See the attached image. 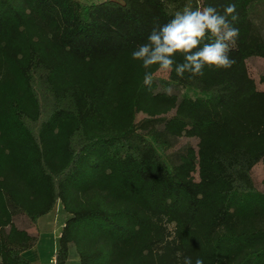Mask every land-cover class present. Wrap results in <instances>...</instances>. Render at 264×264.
<instances>
[{
  "label": "trees",
  "instance_id": "1",
  "mask_svg": "<svg viewBox=\"0 0 264 264\" xmlns=\"http://www.w3.org/2000/svg\"><path fill=\"white\" fill-rule=\"evenodd\" d=\"M229 3L232 67L180 78L153 66L149 90L131 53L152 28ZM252 57L264 58V0H0V264H34L23 252L57 205L53 264L73 252L79 264H264Z\"/></svg>",
  "mask_w": 264,
  "mask_h": 264
},
{
  "label": "clouds",
  "instance_id": "2",
  "mask_svg": "<svg viewBox=\"0 0 264 264\" xmlns=\"http://www.w3.org/2000/svg\"><path fill=\"white\" fill-rule=\"evenodd\" d=\"M235 13L234 3L224 6L223 13L211 5H186L176 10L167 23L154 26L146 42L131 53V58L140 61L146 70L144 85L151 90L153 66L160 72L174 71L180 78L185 73L191 77L203 76L206 66L231 68L235 60L230 58L229 52L239 36V29L233 26L238 18ZM177 54L183 57L182 62L177 63ZM166 92L171 95L172 89ZM183 264H192L191 258L185 257ZM195 264H203V260L197 258Z\"/></svg>",
  "mask_w": 264,
  "mask_h": 264
},
{
  "label": "rangeland",
  "instance_id": "3",
  "mask_svg": "<svg viewBox=\"0 0 264 264\" xmlns=\"http://www.w3.org/2000/svg\"><path fill=\"white\" fill-rule=\"evenodd\" d=\"M248 69L250 75L256 80L257 85L259 88L264 89V82H259L261 74L264 73V58L263 57H252L247 60ZM159 76H166L167 72H160L158 71ZM143 114H138V118L142 117ZM253 176L254 179L259 187H263L264 181V168L261 163H258L253 168ZM65 213L61 210V207L57 205V207L50 212V214H46L38 220L37 228L39 232L49 234L50 237L52 233L58 234L60 228L65 220ZM31 230H35L36 228L32 226ZM51 248L49 250V254L53 253V243L54 238L51 237ZM75 249L72 247L71 251L73 252ZM25 255H27L25 253ZM76 255L73 252L70 264H75L76 262ZM44 264H53V262L49 261V257L47 256L45 260L42 262Z\"/></svg>",
  "mask_w": 264,
  "mask_h": 264
},
{
  "label": "crops",
  "instance_id": "4",
  "mask_svg": "<svg viewBox=\"0 0 264 264\" xmlns=\"http://www.w3.org/2000/svg\"><path fill=\"white\" fill-rule=\"evenodd\" d=\"M48 214H50V212ZM58 236H59V233L58 234L52 233V235H51V237L54 238L53 253L52 254H49V250H50V248L52 246L50 244L51 243L50 235L40 232L39 233V240H38L37 245H35L31 249H28V250L24 251L23 255L28 260L33 262L34 264H44L42 262L45 260V258L47 256L49 257V261H50V258L52 259V257L54 256V252H55V249H56V242H57V237ZM25 253L27 255H25ZM75 259H76V261H75L76 263L75 264H79V261H78L79 258L76 257ZM70 261H71V258H70ZM68 264H70V263H68Z\"/></svg>",
  "mask_w": 264,
  "mask_h": 264
},
{
  "label": "built area",
  "instance_id": "5",
  "mask_svg": "<svg viewBox=\"0 0 264 264\" xmlns=\"http://www.w3.org/2000/svg\"><path fill=\"white\" fill-rule=\"evenodd\" d=\"M50 261L53 262L54 261V256L52 257V259L50 258Z\"/></svg>",
  "mask_w": 264,
  "mask_h": 264
}]
</instances>
